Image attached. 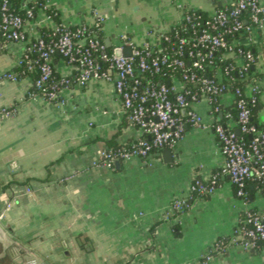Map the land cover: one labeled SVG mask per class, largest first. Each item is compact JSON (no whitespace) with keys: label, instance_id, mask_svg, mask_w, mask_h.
<instances>
[{"label":"crops","instance_id":"obj_1","mask_svg":"<svg viewBox=\"0 0 264 264\" xmlns=\"http://www.w3.org/2000/svg\"><path fill=\"white\" fill-rule=\"evenodd\" d=\"M235 0H48L67 24H92L103 17L102 36L114 46L121 36L152 39L179 22L188 9L212 14ZM52 20L39 9L27 28L38 33ZM250 42L261 75L256 120L264 127V30ZM21 42L0 35V242L22 263L36 264H199L218 238H230L241 218L242 199L228 173L211 127L187 124L172 157L162 149L148 159L95 164L110 141L124 144L138 133L125 121L114 83L92 79L64 90L63 104L31 98L32 77H2L18 71ZM57 76L76 71L62 56L53 58ZM226 94L224 110L233 106ZM11 110V116L2 109ZM199 111L210 122L209 108ZM218 175L216 190L197 195L191 206L170 215L172 202L191 196L198 176ZM248 203L264 207V195L251 185ZM264 247L229 244L209 264H263Z\"/></svg>","mask_w":264,"mask_h":264},{"label":"built area","instance_id":"obj_2","mask_svg":"<svg viewBox=\"0 0 264 264\" xmlns=\"http://www.w3.org/2000/svg\"><path fill=\"white\" fill-rule=\"evenodd\" d=\"M31 1L23 0L17 7L12 0H0V35L6 43L24 44L17 60L19 70L4 72L2 77L17 81L36 69L38 76L32 79L29 96L55 104L64 103L62 93L73 85L85 87L92 79L113 81L122 112L138 134L118 149H103L95 164L105 167H112L117 159L145 160L162 149H175L187 124L211 127L225 157L222 171L231 177L244 208L232 236L218 238L199 264H209L229 244L260 248L264 243V207L249 205L246 186L252 180L264 195V129L250 121L248 104L257 100L261 83L255 77L256 71L249 73L258 57L247 46L254 40L255 29L264 30V0H235L233 5L217 8L208 16L198 9H188L179 22L155 33L152 39L139 43L121 36L122 41L113 46L111 53H107V43L96 34L95 28L103 25L101 16H96L92 24H67L62 20L57 23L45 6L40 9L52 20L44 26L50 32H31L27 22L36 16ZM241 33L244 39L239 37ZM126 48H131L129 55L125 54ZM55 54L76 72L55 77ZM100 59L105 61V68ZM226 94L234 97L236 117L230 109L223 108L221 99ZM199 104L208 106L210 122L205 121ZM2 113L12 115L7 108ZM217 117L225 118L226 123ZM217 184V174L205 179L196 176L191 193L212 194ZM185 206L186 198L175 199L169 216ZM3 217L1 213L0 222ZM28 264H36V260Z\"/></svg>","mask_w":264,"mask_h":264},{"label":"trees","instance_id":"obj_3","mask_svg":"<svg viewBox=\"0 0 264 264\" xmlns=\"http://www.w3.org/2000/svg\"><path fill=\"white\" fill-rule=\"evenodd\" d=\"M22 1H23V0H12V3H13V5L19 7ZM30 3H31V5L33 6V9H34L35 13H36L40 8L46 6V11H47V13H49V14L52 15L54 21L57 22V23L61 22V19H60V13H59L58 9H56L55 7H53V6H51V5L48 6V5L46 4V3H47V0H32ZM222 7H223V6L220 5L218 8H222ZM198 12L201 13V14H203L204 16H208V15H209L207 12L202 11V10H198ZM95 29H96L97 37L100 38L103 42H105V40H104V38H103V36H102V29H98V28H95ZM41 32H42V34H45V35H46V34H48L50 31L48 30V28L43 27V28L41 29ZM238 35H239V37H241L242 39H244V37H245L242 33H241V34H238ZM247 47L252 48V46H247ZM252 49H253V48H252ZM112 50H113V46H107V48H106L107 53H111ZM255 54H256V53H255ZM57 55H58V54H55L54 57H56ZM54 57H53V58H54ZM53 64H54V60H53ZM100 64H101V67H102V68H105V67H106V63H105V61H103L102 59H100ZM54 67H55V65H54ZM254 71H255V68H250L249 73H250V74H253ZM28 74H29L33 79H35V78L38 76V71L35 69L34 71L29 72ZM55 77H57V73H56V72H55ZM255 77L258 78V79H260V78H261V75L258 74V73H256ZM166 81H167V80H166ZM248 105H249V108H250V110H251V116H250V121H251V123L255 124V125H256L257 127H259V128L264 129V127H263L262 125L258 124V122H257V120H256L257 113H258L259 109L261 108L260 95H257V100H256L255 102H249ZM230 110H231V112L234 114V117H236V115H237V109H236L235 105L231 106V107H230ZM124 117H125V116H124ZM217 119H219V121L222 122V123H226V119H225V118L220 119L219 117H217ZM125 121L128 122V120H127L126 117H125ZM242 134H243V133H241V135H242ZM246 138L249 139V135H248V134H246ZM120 147H122L121 144H118V143H116V142H114V141H110V142H109V146L107 147V149H111V148H112V149H118V148H120ZM251 185H255V184H254V181H252V180L249 181V182L247 183V186H246V190H247V192L250 191V187H251ZM235 188H236V187H235ZM197 195H200V194H199L198 192H196V191H193L192 194H191V196H190L189 198L186 199V205H187V206H185L183 210L178 211V212H182V211L187 210V209L191 206V204H192L194 198H195ZM207 195H208V194H203V196H207ZM178 212H177V213H178ZM260 246H261L260 248H258V249L256 248V249H254V250H259V249H261L262 247H264V243H261ZM0 264H22V263L18 262V261L14 258V256H13L9 251H7V250L5 249V247H4V245H3L2 242H0Z\"/></svg>","mask_w":264,"mask_h":264},{"label":"water","instance_id":"obj_4","mask_svg":"<svg viewBox=\"0 0 264 264\" xmlns=\"http://www.w3.org/2000/svg\"><path fill=\"white\" fill-rule=\"evenodd\" d=\"M107 43V45L108 46H110L109 45V43L108 42H106ZM118 53H120L119 51H117ZM131 53V48H126L125 49V54L126 55H129ZM220 118H222V114H220V116H219ZM165 155L167 156V157H172V149H170V148H165Z\"/></svg>","mask_w":264,"mask_h":264}]
</instances>
